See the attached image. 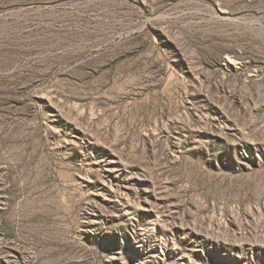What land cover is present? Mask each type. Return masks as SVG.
Wrapping results in <instances>:
<instances>
[{"label":"rangeland","instance_id":"1","mask_svg":"<svg viewBox=\"0 0 264 264\" xmlns=\"http://www.w3.org/2000/svg\"><path fill=\"white\" fill-rule=\"evenodd\" d=\"M0 264H264V0H0Z\"/></svg>","mask_w":264,"mask_h":264}]
</instances>
